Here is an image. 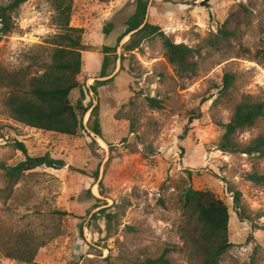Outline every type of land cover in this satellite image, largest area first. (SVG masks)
Instances as JSON below:
<instances>
[{
	"label": "rangeland",
	"instance_id": "rangeland-1",
	"mask_svg": "<svg viewBox=\"0 0 264 264\" xmlns=\"http://www.w3.org/2000/svg\"><path fill=\"white\" fill-rule=\"evenodd\" d=\"M11 1L0 0V7ZM136 5L74 0L71 26L82 28L84 44L94 47L82 53L81 87L71 94L73 105L90 108L77 136L15 121L5 106L12 90L0 87V162L25 160L16 141L32 157L49 154L66 162L63 169L27 173L9 192L0 170V264H141L166 247L179 250L184 186L214 193L229 209L233 246L222 264H264V183L247 179L248 173L264 175V158L217 149L236 103L247 96L264 103V0H150L146 22L175 43L200 50L190 80L176 75L159 36L124 50L130 37H119ZM56 14L51 0L24 3L15 32L0 40V68L42 73L51 62V39L61 33ZM227 21L237 36L219 43L215 35ZM105 46L114 50L108 76L100 78ZM228 73L235 76L233 96L218 100ZM148 98L158 99L161 108H151ZM96 107L103 139L91 131ZM194 114L200 118L191 123ZM263 133L261 120L237 139L246 146ZM232 191L241 193L243 218ZM107 215H116L111 228ZM26 234L45 244L35 260L7 258L3 247ZM169 258L173 264L200 263L181 252Z\"/></svg>",
	"mask_w": 264,
	"mask_h": 264
},
{
	"label": "trees",
	"instance_id": "trees-1",
	"mask_svg": "<svg viewBox=\"0 0 264 264\" xmlns=\"http://www.w3.org/2000/svg\"><path fill=\"white\" fill-rule=\"evenodd\" d=\"M27 1L13 0L0 7V40L15 32V18L20 7ZM51 1L57 13L55 22L61 30V33L51 39L53 45L51 62L45 63L43 72L37 74H33L29 67L12 72L0 68V87L12 90L5 100V106L9 116L15 121L39 130L77 136L85 129L84 117L90 108L85 107L80 101L76 106L73 105L71 94L81 87L78 76L82 73L83 68L82 53L92 51L94 47L84 44L82 28L71 26L74 0ZM100 1L109 2L110 0ZM149 3L150 0H137L135 13L127 20V29L119 37V42L130 37L124 45V50L133 52L139 47L142 40L159 36L165 49V57L176 75L186 80L196 77L199 65L195 61V57L200 54V50L183 43H175L159 26L147 23ZM228 23L229 21L215 35L217 42L227 43L231 38L237 36V31L230 30ZM110 32L108 28L105 29L106 34ZM113 50L111 47H103L105 56L100 78L108 76L110 53ZM97 82L95 81V83ZM234 86V74H226L218 100L221 98L228 100L232 97ZM92 89L97 93L94 86ZM147 101L151 108H161V102L158 99L148 98ZM97 111L96 107L90 114V119H95L91 131L98 138L103 139ZM199 118L200 115L194 114L190 117V122ZM261 120H264V103L253 100L249 96L245 97L234 105L232 118L223 127L224 133L217 149L224 153H241L263 159L264 133L251 140L246 146H242L237 139L240 133L254 128ZM13 146L21 151L26 158L13 166L0 162V170L5 172L4 177L9 184L7 191H12L13 187L27 173L38 168L63 169L66 166L63 159L52 158L49 154L38 157L28 155L27 147L22 142L16 141ZM188 174L191 175V172L189 171ZM247 179L259 184L264 183V175L257 172L248 173ZM232 192L237 213L240 218H243L246 210L241 203V193L239 191ZM179 205L184 218L181 227L182 248L177 250L166 247L160 257L147 258L141 264H173L169 258L173 252L197 257L200 260L199 264H222L225 255L233 246L229 240L230 214L227 205L214 193L195 190L191 186H184L180 190ZM115 219L116 215H107L109 228ZM44 245V243H37L34 237L26 234L3 248L7 258L32 263L39 249Z\"/></svg>",
	"mask_w": 264,
	"mask_h": 264
}]
</instances>
